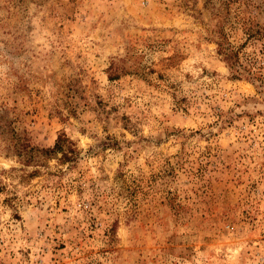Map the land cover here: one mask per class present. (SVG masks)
I'll return each mask as SVG.
<instances>
[{
	"label": "rangeland",
	"instance_id": "rangeland-1",
	"mask_svg": "<svg viewBox=\"0 0 264 264\" xmlns=\"http://www.w3.org/2000/svg\"><path fill=\"white\" fill-rule=\"evenodd\" d=\"M0 264H264V0H0Z\"/></svg>",
	"mask_w": 264,
	"mask_h": 264
},
{
	"label": "trees",
	"instance_id": "trees-1",
	"mask_svg": "<svg viewBox=\"0 0 264 264\" xmlns=\"http://www.w3.org/2000/svg\"><path fill=\"white\" fill-rule=\"evenodd\" d=\"M219 47H220V44H219ZM221 48H224V47H221ZM223 50H221V51L224 54V58L227 60V62L230 64V66H232V68H234L235 77H239L241 75V72H245V71H247L249 74H252L251 69L247 68L246 66H242L240 64L236 53H233V51H231L228 48L227 49H223ZM62 141H63V139L59 137L57 139L56 143L54 144V147L52 149H47V150H44V151L45 152H54V151H58V150L62 151L63 150ZM14 146H16V145H14ZM17 148H18L17 151L19 152V154H22L23 151L24 152L27 151L25 149L26 145H24V144H20ZM70 151L73 152L71 149H70ZM63 154H64V157L67 156L66 152L63 153Z\"/></svg>",
	"mask_w": 264,
	"mask_h": 264
}]
</instances>
